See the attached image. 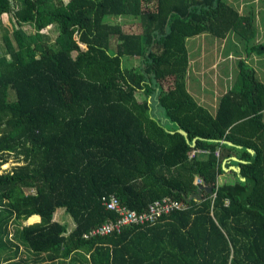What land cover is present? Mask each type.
I'll return each instance as SVG.
<instances>
[{
	"label": "trees",
	"instance_id": "1",
	"mask_svg": "<svg viewBox=\"0 0 264 264\" xmlns=\"http://www.w3.org/2000/svg\"><path fill=\"white\" fill-rule=\"evenodd\" d=\"M12 14L0 54V264H264V82L241 61L215 113L185 83L186 40L234 33L249 44L253 14L225 0H0V21ZM230 157L253 185L231 171L233 182H217ZM196 176L213 199L186 200ZM112 193L137 212L165 196L187 207L85 238L117 218L103 203ZM59 209L72 230L55 222ZM34 216L41 223L22 225ZM21 246L32 263L17 260Z\"/></svg>",
	"mask_w": 264,
	"mask_h": 264
},
{
	"label": "crops",
	"instance_id": "2",
	"mask_svg": "<svg viewBox=\"0 0 264 264\" xmlns=\"http://www.w3.org/2000/svg\"><path fill=\"white\" fill-rule=\"evenodd\" d=\"M225 1L235 7L242 15L253 14L256 36L253 42L249 44H246L234 33H230L225 39H218L210 34H202L186 40L188 52V67L185 76L186 89L200 105L207 107L212 113L217 111L221 96L231 89L236 82L241 61L251 65L259 80L264 82V54H248L252 45L264 43V0ZM233 178L229 171H224L218 176L217 182H233ZM57 214L58 210L54 217L55 222H57ZM37 223H41V218L34 216L22 222V225ZM73 228L70 227L68 231ZM30 254L21 246L17 260L31 257L29 263H32L34 256ZM33 264H46V261H35Z\"/></svg>",
	"mask_w": 264,
	"mask_h": 264
},
{
	"label": "built area",
	"instance_id": "3",
	"mask_svg": "<svg viewBox=\"0 0 264 264\" xmlns=\"http://www.w3.org/2000/svg\"><path fill=\"white\" fill-rule=\"evenodd\" d=\"M198 153H206V151H194L191 156ZM219 155V153H216ZM196 184H206L201 177L195 179ZM215 197V191L211 198ZM228 203V200H225ZM103 203L108 210L115 211L117 218L114 221H108L100 226H97L89 231L84 237L92 236H111L114 234H121L127 227H137L155 224L163 216L171 214L175 210H183L187 206L185 203L165 196L149 203L146 210L137 212L124 205L116 194H109L103 197Z\"/></svg>",
	"mask_w": 264,
	"mask_h": 264
},
{
	"label": "rangeland",
	"instance_id": "4",
	"mask_svg": "<svg viewBox=\"0 0 264 264\" xmlns=\"http://www.w3.org/2000/svg\"><path fill=\"white\" fill-rule=\"evenodd\" d=\"M13 16L12 15H4L2 16V19L0 21V54L3 50V46H4V42L2 40V36L5 33H8L11 36V23L9 22V18ZM113 22H120L122 24V27L124 29L125 32L128 33H138L140 32V26L139 24L134 21L132 18H124V17H119L118 19H114ZM27 29H29V31L33 32V29L29 26H26ZM46 34L49 37L50 42L54 41L57 33L55 32L54 27L48 28L46 31ZM139 63V60L137 59H133L131 60V62L129 64H131L132 66H137ZM13 94V92H12ZM12 162H10L9 164H6L2 167L3 170H8L10 168H12ZM198 177V176H197ZM234 179V178H233ZM56 221L59 224H62L64 226H68V228L72 227L73 228V221L71 220V217L67 214V212L65 211V209H59L58 210V214L56 217ZM13 224L10 225V230H13Z\"/></svg>",
	"mask_w": 264,
	"mask_h": 264
},
{
	"label": "water",
	"instance_id": "5",
	"mask_svg": "<svg viewBox=\"0 0 264 264\" xmlns=\"http://www.w3.org/2000/svg\"><path fill=\"white\" fill-rule=\"evenodd\" d=\"M176 132L179 133L180 135H182L185 138L187 143H190V141H188V139H187V133L185 131L178 129ZM168 133L172 134L171 132H168ZM196 141H197V139L193 140V142L191 143L192 147H195ZM222 143L226 144L228 146H232L231 142L223 141ZM237 148H239L241 150H247L251 154V156L253 158L252 161L255 159V157H256L255 151L246 149L244 147H237ZM231 161L239 163V164L245 163V162L241 161L240 159H238L236 157H230V158L226 159L225 161H223V163H222L223 171H225V172L226 171H231V172L235 173L236 177L240 181L249 182V183H251L253 185L254 182L252 180L246 179L245 177H243L241 175L240 166L239 165L227 166L228 163L231 162ZM251 189H252V186L250 188H248L246 191L242 192L240 194V198H243L244 195L248 194L251 191ZM213 190H214L213 186H210L207 183L206 184H201V185L198 186V189H197L196 193H193L192 195L187 196L186 200L187 201H191V200L195 199V200H199L200 201V200L203 199L204 192H207L210 195V197H211V195L213 194ZM257 208L261 212H263V214H264V209L263 208H261V207H257Z\"/></svg>",
	"mask_w": 264,
	"mask_h": 264
}]
</instances>
